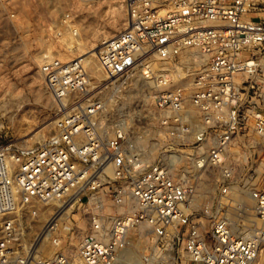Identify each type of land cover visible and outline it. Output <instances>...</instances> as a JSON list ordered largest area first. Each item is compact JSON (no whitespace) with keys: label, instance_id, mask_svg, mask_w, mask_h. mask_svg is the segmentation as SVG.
I'll return each mask as SVG.
<instances>
[{"label":"built area","instance_id":"built-area-1","mask_svg":"<svg viewBox=\"0 0 264 264\" xmlns=\"http://www.w3.org/2000/svg\"><path fill=\"white\" fill-rule=\"evenodd\" d=\"M123 1L126 29L97 53L103 78L86 56H46L53 132L0 135V264H118L141 247L144 264L148 250L264 264V179L250 189L255 232L236 234L230 212L260 146L264 176V0ZM146 86L147 112L111 122L108 102Z\"/></svg>","mask_w":264,"mask_h":264},{"label":"rangeland","instance_id":"rangeland-1","mask_svg":"<svg viewBox=\"0 0 264 264\" xmlns=\"http://www.w3.org/2000/svg\"><path fill=\"white\" fill-rule=\"evenodd\" d=\"M12 12L17 19H11ZM67 14L79 38L70 36L62 23ZM126 22L123 0H0V135L21 143L40 131L49 136L58 114L40 77L41 62L46 56L70 61L81 55L76 49L78 44L89 54L94 53L106 39L123 32ZM151 92V87H141L126 92L118 103L108 102L111 122L124 115L147 112L152 104ZM148 123L151 126V120ZM262 149H258V163L249 174L250 182L241 183L232 197L231 219L238 227L236 234L241 236L257 228L250 189L264 179L259 164ZM47 215L39 210L34 218L30 217L32 226L39 229L46 223ZM145 251L143 247L130 249L139 258L135 264H144ZM148 251L152 256L150 264H183L179 250L158 257Z\"/></svg>","mask_w":264,"mask_h":264},{"label":"bare ground","instance_id":"bare-ground-1","mask_svg":"<svg viewBox=\"0 0 264 264\" xmlns=\"http://www.w3.org/2000/svg\"><path fill=\"white\" fill-rule=\"evenodd\" d=\"M127 25V24H126ZM126 29V28H125ZM106 41H107V39H106ZM106 41H104V42H106ZM103 42V43H104ZM102 43V44H103ZM102 46V45H101ZM77 50H79L80 52H81V55H78V56H76L75 58H78V57H81V56H86V58H87V66H88V69H89V71L94 75V76H96V77H99V78H103V75L101 74V70H100V66H99V63L96 61L95 62V60L94 59H92V57L93 58H96L97 59V53H98V50L96 49L95 50V52L94 53H90L89 54V51H87V49H85L83 46H81V45H77V48H76ZM52 124H54V123H52ZM51 124V125H52ZM48 128V127H47ZM43 131H40V132H38V133H36L37 134V136L35 137L34 135L30 138V140L31 139H33V140H43V139H45L46 138V135L45 134H43L42 133ZM39 134V135H38ZM29 140V141H30ZM254 222H255V226L258 228L259 227V221H258V219L255 217L254 218ZM255 227V228H256ZM257 228L256 229H251V233H253V232H255L256 230H257ZM250 233V234H251ZM247 235V234H246ZM137 261H139V258L137 257V256H135V255H132L131 253H130V249H128V250H126L122 255H121V258H120V262L118 263V264H135Z\"/></svg>","mask_w":264,"mask_h":264}]
</instances>
